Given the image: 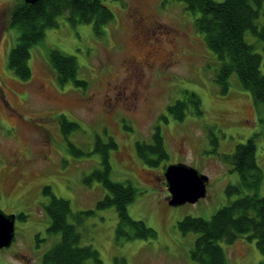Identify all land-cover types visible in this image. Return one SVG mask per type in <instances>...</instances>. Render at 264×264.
Wrapping results in <instances>:
<instances>
[{
	"label": "rangeland",
	"instance_id": "374dc122",
	"mask_svg": "<svg viewBox=\"0 0 264 264\" xmlns=\"http://www.w3.org/2000/svg\"><path fill=\"white\" fill-rule=\"evenodd\" d=\"M15 1L0 0V210L24 218H15V234L10 246L0 248V264H38L56 240L46 235L43 205L50 194L44 186L67 199L72 211H93L83 217L80 243L93 246L101 264H113L115 256L124 257L125 264H198L190 257L196 234L181 233L177 222L185 215L209 218L237 197L225 191L239 182V175L223 155L256 132L255 157L264 175V103L240 87L235 73L227 91H219L213 80L214 54L194 27L195 12L180 0H102L113 18L101 36L91 24L72 26L61 17L58 26L45 29L43 42L31 47L30 76L20 79L6 64L18 33L9 23ZM263 11L264 4L259 23ZM245 37L262 55L264 74L261 40L249 32ZM47 46L76 57V76L86 80L85 87L57 83ZM186 90L198 94L202 111L189 105L177 120L167 106L183 99ZM61 114L76 127L63 131ZM156 126L167 156L148 165L136 154L135 143L151 142ZM106 135L116 142L109 150L110 177L131 180L137 191L127 211L153 227L154 238L116 237L114 207L96 205L106 190L97 179L84 181L100 166L95 137L106 140ZM68 142L81 153L70 152ZM171 162L205 174V196L170 205L162 172ZM37 236L45 239L36 241ZM219 244L229 262L264 264L255 238L240 235ZM85 264L97 263L88 258Z\"/></svg>",
	"mask_w": 264,
	"mask_h": 264
},
{
	"label": "trees",
	"instance_id": "16d2710c",
	"mask_svg": "<svg viewBox=\"0 0 264 264\" xmlns=\"http://www.w3.org/2000/svg\"><path fill=\"white\" fill-rule=\"evenodd\" d=\"M180 1L187 10L195 12L194 27L214 54L213 80L219 91H227L229 77L235 73L240 87L250 91L255 102L264 103V74L260 71L262 55L245 37L246 32L257 36L264 53V22L258 21L264 0ZM9 17L10 25L18 33L9 49L6 64L18 78L26 79L31 72L28 64L31 47L43 42L46 28L58 26L62 17L72 26L91 24L95 35L101 36L113 13L102 0H36L32 3L16 0ZM45 53L59 85L72 82L85 87L86 80L76 76L78 63L73 54L48 46ZM189 105L201 113L200 97L194 91L186 90L183 99L176 100L167 108L175 119L181 120ZM59 123L63 131L76 127V123L68 122L64 114L59 116ZM257 135V132L253 133L246 141L237 143L231 153L223 155L239 175V182L228 184L225 191L227 195L235 194L237 197L221 205L209 218L185 215L177 222L181 233L196 234L190 257L198 264H234L227 260L219 240L230 244L240 235L255 238L258 249L264 254V191H260L264 175L255 157ZM106 137V140L95 137L94 151L99 152L100 166L83 177L84 181L97 179L106 190L96 205L99 208L114 207L117 213L116 237L154 238L155 229L142 219L132 218L127 211V205L137 191L131 180L116 181L110 177L109 150L116 147V142L111 136ZM68 149L75 154L81 153L71 142H68ZM135 150L148 165H156L165 159L167 151L159 127H155L151 142L136 141ZM43 191L50 194L49 202L43 205L48 218L46 235L54 236L56 240L43 251L38 264H85L88 258L101 264L97 250L90 244L80 243L79 229L83 225V217L93 211H72L67 199L52 194L48 186H44ZM17 217L23 219L24 214L19 213ZM44 239L36 237V241ZM113 264H125L124 257L115 256Z\"/></svg>",
	"mask_w": 264,
	"mask_h": 264
},
{
	"label": "water",
	"instance_id": "95a60500",
	"mask_svg": "<svg viewBox=\"0 0 264 264\" xmlns=\"http://www.w3.org/2000/svg\"><path fill=\"white\" fill-rule=\"evenodd\" d=\"M24 1L32 3L36 0ZM162 174L169 193L167 202L170 205L193 203L206 194L208 177L191 165L183 162L167 163ZM14 219L13 213H4L0 210V248L9 246L12 241Z\"/></svg>",
	"mask_w": 264,
	"mask_h": 264
}]
</instances>
